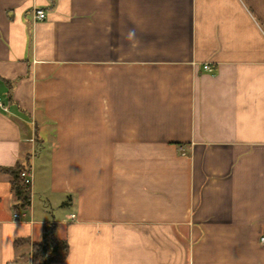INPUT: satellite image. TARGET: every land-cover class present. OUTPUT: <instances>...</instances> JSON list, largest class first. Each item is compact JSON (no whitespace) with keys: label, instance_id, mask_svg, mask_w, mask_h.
<instances>
[{"label":"crops","instance_id":"0c3cea01","mask_svg":"<svg viewBox=\"0 0 264 264\" xmlns=\"http://www.w3.org/2000/svg\"><path fill=\"white\" fill-rule=\"evenodd\" d=\"M0 98V264H264V0H0Z\"/></svg>","mask_w":264,"mask_h":264},{"label":"trees","instance_id":"16d2710c","mask_svg":"<svg viewBox=\"0 0 264 264\" xmlns=\"http://www.w3.org/2000/svg\"><path fill=\"white\" fill-rule=\"evenodd\" d=\"M11 176V187L16 203L15 209L24 211L30 208L32 203V186L26 182L22 171L29 169L26 165L17 164L12 167H2ZM29 241L28 238H18L15 244ZM32 264H52L63 262L69 254V243L66 238H61L56 233V223L48 221L44 225L43 235L40 240L32 242Z\"/></svg>","mask_w":264,"mask_h":264},{"label":"built area","instance_id":"2783aa9c","mask_svg":"<svg viewBox=\"0 0 264 264\" xmlns=\"http://www.w3.org/2000/svg\"><path fill=\"white\" fill-rule=\"evenodd\" d=\"M35 17L40 19V20H43L47 17V13L43 8H36L35 9ZM204 67H205V69L212 70V65L209 62H206L204 64ZM1 105H3V103H2V100L0 98V106ZM22 175L24 176L26 182H29L30 184H32L33 174H32L30 169L23 170ZM14 216L19 217V213L18 212L14 213ZM261 243L264 244V234L261 236Z\"/></svg>","mask_w":264,"mask_h":264}]
</instances>
